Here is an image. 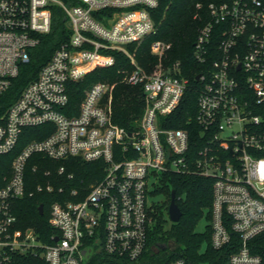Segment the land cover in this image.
I'll return each instance as SVG.
<instances>
[{"label": "built area", "instance_id": "built-area-1", "mask_svg": "<svg viewBox=\"0 0 264 264\" xmlns=\"http://www.w3.org/2000/svg\"><path fill=\"white\" fill-rule=\"evenodd\" d=\"M207 6L193 52L205 72L198 80L197 110L186 121L199 132L191 146L189 129L166 127L189 85L180 62L165 65L171 44L152 43L158 62L150 72L130 50L154 33L151 10L158 0H0V97L50 33L55 8L64 12L69 30L0 116V264H13L15 254L28 253H41L47 264H95L94 259L142 264L153 226L149 181L155 187L170 173L213 179L212 247L231 245L233 234L239 245L225 264H264V255L250 249L251 241L264 234V0ZM108 10L111 15L104 14ZM114 52L131 64L121 69L122 82L144 89L145 107L134 131L114 122L115 83L95 82L77 111L71 105L69 86L99 67H114ZM47 125L53 127L49 135L28 142L9 169L1 168V157L16 149L25 128ZM35 155L34 172L46 159L105 164L103 178L93 185H60L49 209V224L57 232L51 243L17 227V200L57 189L47 169L37 188L29 190L27 169ZM57 171L59 177L68 172L65 165ZM67 179L74 180V174ZM87 249L89 258L83 254Z\"/></svg>", "mask_w": 264, "mask_h": 264}, {"label": "trees", "instance_id": "trees-1", "mask_svg": "<svg viewBox=\"0 0 264 264\" xmlns=\"http://www.w3.org/2000/svg\"><path fill=\"white\" fill-rule=\"evenodd\" d=\"M228 0H158V7L151 10L155 24V31L147 36L140 43H134L130 50L136 54L138 63L147 72L153 69L158 59L152 54L151 45L153 42L162 41L171 44L165 65L180 62L182 74L189 79L186 93L179 105V108L171 116L172 122L166 127L187 128L191 134V146L194 145L199 132L195 131L193 125H186V121L193 116L197 110V100L200 94L201 83L196 79L198 75L205 72L204 65L196 62L193 57L194 44L207 19V5L211 2H224ZM197 6V5H199ZM112 10L104 14L111 15ZM52 29L44 35L41 43L31 51V61L21 69L20 75L14 80L10 89L0 97V116L19 97L23 88L34 80L41 67L49 61L55 49H57L68 37V27L64 12L55 8L53 13ZM116 63L111 67H99L90 72L85 78L69 86L71 105L79 109L85 91L99 81L115 83L113 90V114L114 122L125 127L128 131H134L141 119L144 110V89L142 86H130L122 82L121 69L131 67L129 59L122 53L114 52ZM53 127L51 125L25 128L16 149L8 155L1 157L2 167L6 165L9 169L11 161L19 154L23 147L32 140L45 138ZM38 156H33L27 169L29 190L37 188L39 176L45 170L52 172L51 179L56 181L57 189L53 194L48 192H37L32 196H25L15 202L14 210L17 216V227L23 230L32 229L43 243H51L52 236L57 232L49 224V209L51 203L57 199L60 185L76 186L78 182L84 181L87 185L94 184L101 180L105 174L103 162H86L79 158H71L64 161L44 160L41 163L40 171L34 172L31 165L35 163ZM65 165L66 174L57 175V167ZM5 166V167H6ZM73 173L75 179L69 181L67 174ZM67 179V180H66ZM161 185L155 187L157 192H165L167 201L164 205L155 208L150 214L153 217V226L149 233L148 251L145 253L144 264H165L177 258L188 260V264H225L230 254L237 250V236L233 234L231 245L221 250H215L211 244V208L213 203V179L200 173L176 174L170 173L160 179ZM69 189V188H68ZM175 190L176 203L182 209L183 215L178 223L173 224L170 230L165 229L164 219L161 216L163 208L169 207L171 202V191ZM67 192V191H66ZM44 205V214L39 212V206ZM209 221L204 232L197 230L203 218ZM173 241L172 249L160 250L153 253V247L158 243ZM203 242L208 245L202 249ZM236 246V247H235ZM251 252L264 255V234L250 243ZM172 254L168 255L169 252ZM13 264H47L40 254H15Z\"/></svg>", "mask_w": 264, "mask_h": 264}, {"label": "rangeland", "instance_id": "rangeland-1", "mask_svg": "<svg viewBox=\"0 0 264 264\" xmlns=\"http://www.w3.org/2000/svg\"><path fill=\"white\" fill-rule=\"evenodd\" d=\"M151 183H152V181H149L148 201H149V205L150 204L152 205V208H153L152 210L154 211L155 208L153 207V205L154 204L156 206L164 205V203H166V201H167V197H166L165 192H163V191H161V192L160 191L159 192L155 191V187L156 186L154 187ZM160 185H161V182H159V186ZM161 216L165 220L164 221L165 229L166 230H170L173 227V224H175V223L170 220L169 213H168V206H167V208L166 207L163 208V212H162ZM207 224H209V221L204 217L200 221L197 230L199 232H204L205 228H207L206 227ZM207 245L208 244L206 242H203L202 249L206 248ZM170 254H172L171 251L168 253V255H170ZM94 263L97 264V259H94ZM142 264H144V262H142Z\"/></svg>", "mask_w": 264, "mask_h": 264}, {"label": "water", "instance_id": "water-1", "mask_svg": "<svg viewBox=\"0 0 264 264\" xmlns=\"http://www.w3.org/2000/svg\"><path fill=\"white\" fill-rule=\"evenodd\" d=\"M200 75L197 76V80H199ZM176 193L175 190L171 191V202L170 205L168 207V213H169V217L170 220L174 223H178L181 220V217L183 215L182 209L179 207V205L176 203ZM39 212L41 215L44 214L45 210H44V205L41 204L39 206ZM58 240V238H57ZM174 242L170 241L167 243H158L157 245H155L152 249H153V253H158L160 250H165V249H172L174 246ZM91 249H87L83 251V254L86 258H89V254H90Z\"/></svg>", "mask_w": 264, "mask_h": 264}, {"label": "flooded vegetation", "instance_id": "flooded-vegetation-1", "mask_svg": "<svg viewBox=\"0 0 264 264\" xmlns=\"http://www.w3.org/2000/svg\"><path fill=\"white\" fill-rule=\"evenodd\" d=\"M170 242V241H169ZM173 242V241H172Z\"/></svg>", "mask_w": 264, "mask_h": 264}]
</instances>
